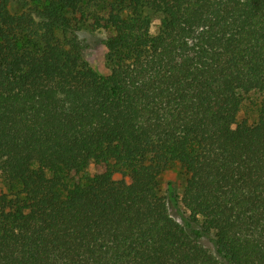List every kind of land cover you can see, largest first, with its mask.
Here are the masks:
<instances>
[{"label":"trees","instance_id":"obj_1","mask_svg":"<svg viewBox=\"0 0 264 264\" xmlns=\"http://www.w3.org/2000/svg\"><path fill=\"white\" fill-rule=\"evenodd\" d=\"M85 23L111 32L107 74ZM251 93L264 0H0V264H264ZM172 165L184 223L160 193Z\"/></svg>","mask_w":264,"mask_h":264},{"label":"rangeland","instance_id":"obj_2","mask_svg":"<svg viewBox=\"0 0 264 264\" xmlns=\"http://www.w3.org/2000/svg\"><path fill=\"white\" fill-rule=\"evenodd\" d=\"M118 0H99L100 6L107 2H116ZM110 31L104 29L93 30L89 23L81 26L77 32L86 60L90 64H94L104 74L109 72V67L106 62V55L103 50V41L110 35ZM264 97V94L257 93L249 94L238 113V120L249 119L255 117V104ZM94 172V167L89 166L87 173ZM186 175L178 165H172L161 173L159 176L160 193L167 196L170 214L179 222L184 223L186 212L181 203V196L185 185ZM201 241L208 247L213 248L211 240L207 237H202Z\"/></svg>","mask_w":264,"mask_h":264}]
</instances>
